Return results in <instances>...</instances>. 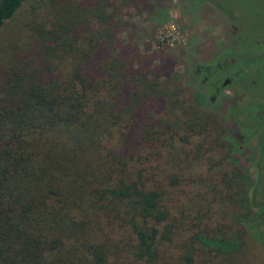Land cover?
Returning a JSON list of instances; mask_svg holds the SVG:
<instances>
[{
  "label": "trees",
  "instance_id": "trees-1",
  "mask_svg": "<svg viewBox=\"0 0 264 264\" xmlns=\"http://www.w3.org/2000/svg\"><path fill=\"white\" fill-rule=\"evenodd\" d=\"M24 1L0 0V27ZM103 1L36 0L18 42L0 47V264H207L242 244L245 225L264 231V101L224 124L201 108L211 83L196 69L195 91L179 75L158 84L165 66L119 44ZM263 35L248 58L229 41L217 73L199 72L248 74ZM252 138L250 182L229 158Z\"/></svg>",
  "mask_w": 264,
  "mask_h": 264
},
{
  "label": "rangeland",
  "instance_id": "rangeland-1",
  "mask_svg": "<svg viewBox=\"0 0 264 264\" xmlns=\"http://www.w3.org/2000/svg\"><path fill=\"white\" fill-rule=\"evenodd\" d=\"M103 9L101 17H106L109 25L114 27L115 38L120 45L130 43L129 46L136 49L134 55L138 54V62L147 63L150 67L165 66L166 73L159 75L158 84L166 83L167 75L170 82L179 75L183 84L190 82L192 90L196 85L188 80V76L193 69L209 66V71L217 73L211 67L212 62L228 55L230 47L223 51L220 48L229 41L230 46L241 47L243 57L248 58L250 53H255L251 42L256 38L252 36L254 30L264 27V0H144V3L104 0ZM34 11H40L36 0H25L16 14L0 27L1 48L10 44L12 39L17 41V34L24 33L19 30L23 27L21 25ZM92 15L85 17L87 26L99 27L100 18ZM261 52L264 53V48H261ZM228 70L225 68L217 75L196 71L199 78L221 86L219 94H214L211 84L204 85L200 88L198 98L201 108L211 114L216 113L224 124H233L240 116L234 113L235 107L239 108L247 102L264 101V59L259 60L248 74L239 75L234 82L229 81ZM255 146V138H252L247 146L229 158L230 163L246 170L250 182L255 181L257 175L256 161L250 155V147ZM195 169V172L197 169L203 170L197 166ZM262 179L264 181V166L260 182ZM192 181L197 183L194 175ZM257 187L254 199L261 202L264 195L260 194ZM251 190L253 183L249 193ZM234 228L237 230V227ZM242 230L245 235L238 249L217 252L207 264H264V245L260 242V239L264 240L263 228L255 231L245 225ZM166 255L174 256L175 251H167Z\"/></svg>",
  "mask_w": 264,
  "mask_h": 264
},
{
  "label": "flooded vegetation",
  "instance_id": "flooded-vegetation-1",
  "mask_svg": "<svg viewBox=\"0 0 264 264\" xmlns=\"http://www.w3.org/2000/svg\"><path fill=\"white\" fill-rule=\"evenodd\" d=\"M196 70L199 71V68L197 67Z\"/></svg>",
  "mask_w": 264,
  "mask_h": 264
}]
</instances>
